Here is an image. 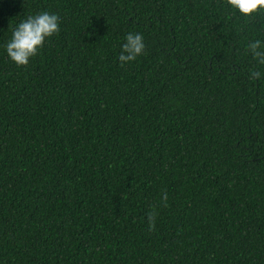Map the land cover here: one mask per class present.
<instances>
[{
    "label": "trees",
    "instance_id": "obj_1",
    "mask_svg": "<svg viewBox=\"0 0 264 264\" xmlns=\"http://www.w3.org/2000/svg\"><path fill=\"white\" fill-rule=\"evenodd\" d=\"M44 11L61 30L18 67ZM255 40L226 0H0V264H264Z\"/></svg>",
    "mask_w": 264,
    "mask_h": 264
},
{
    "label": "clouds",
    "instance_id": "obj_2",
    "mask_svg": "<svg viewBox=\"0 0 264 264\" xmlns=\"http://www.w3.org/2000/svg\"><path fill=\"white\" fill-rule=\"evenodd\" d=\"M233 9H237L245 18L264 13V0H226ZM60 17L47 11L28 16L12 30V37L6 44L8 57L18 67L28 66L30 59L36 57L43 48L46 40L58 35L60 32ZM118 57L120 66L134 62L139 56L146 53L144 37L140 33H129L125 37ZM247 51L251 53L259 65L264 66V42L255 40L247 45ZM261 77L260 71H252L250 79L257 80ZM167 192L163 193V202L167 201ZM149 231L155 230L156 213L150 212L147 216Z\"/></svg>",
    "mask_w": 264,
    "mask_h": 264
}]
</instances>
